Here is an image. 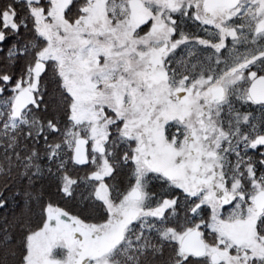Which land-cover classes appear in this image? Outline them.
<instances>
[{
	"label": "snow or ice",
	"instance_id": "snow-or-ice-1",
	"mask_svg": "<svg viewBox=\"0 0 264 264\" xmlns=\"http://www.w3.org/2000/svg\"><path fill=\"white\" fill-rule=\"evenodd\" d=\"M8 192L0 264H264V0H0Z\"/></svg>",
	"mask_w": 264,
	"mask_h": 264
},
{
	"label": "trees",
	"instance_id": "trees-1",
	"mask_svg": "<svg viewBox=\"0 0 264 264\" xmlns=\"http://www.w3.org/2000/svg\"><path fill=\"white\" fill-rule=\"evenodd\" d=\"M118 180H122V181H126L127 177L123 174L119 175L117 177ZM42 187L43 189V196H44V202H47L49 198H51V200L54 203H58V205L62 208H64L65 210L69 211L70 213H77L81 211L82 208V202L77 200H70L67 198H63L62 194L57 195L56 192V188L55 186L48 180H45L42 182L41 184H37V189H40ZM19 190L22 192L23 188L22 186H18ZM16 189H14L13 191H15ZM5 195H7L9 197V206L7 209H0V216H3L5 213L8 215L9 219H11L13 213L19 214L22 210H24L25 212L27 211L26 209H24V201H23V197L21 196H16L15 197V201L13 202V192H8L5 193ZM19 205V206H17ZM32 212H31V217L33 220V224L38 222L39 219V206L38 204L34 201L32 203ZM16 239L19 240L21 238L20 233L17 232L16 234Z\"/></svg>",
	"mask_w": 264,
	"mask_h": 264
}]
</instances>
